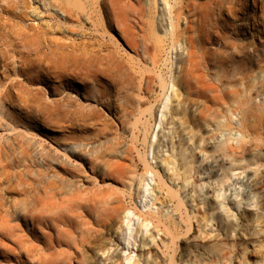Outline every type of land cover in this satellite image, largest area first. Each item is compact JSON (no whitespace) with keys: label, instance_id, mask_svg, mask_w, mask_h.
<instances>
[{"label":"bare ground","instance_id":"bare-ground-1","mask_svg":"<svg viewBox=\"0 0 264 264\" xmlns=\"http://www.w3.org/2000/svg\"><path fill=\"white\" fill-rule=\"evenodd\" d=\"M68 1L71 5L81 2V0ZM104 1L110 6L112 14L120 20L125 13L126 17H129V11L131 14H137L138 16L135 15L137 18L139 15L141 18L144 16L142 9H137L138 5L141 6L140 0ZM163 1L170 13L171 29H167L166 35L169 34L174 40L178 34L175 17L178 18L181 15V5L192 7L196 0H178L179 2L174 0L175 4H171L168 0ZM154 3L157 5L158 0H154ZM243 15V20L249 23V30L250 26L253 30L248 32L251 37L264 33V3L262 1L254 0L253 5L245 10ZM141 18L142 24L144 17ZM128 19L121 21L118 19L119 22H117L126 31H133L136 29L133 23H130L133 20ZM8 20L10 21L3 20V25L0 26L2 27V30L0 29V86L3 84L2 80L8 79L7 71H16V68H20L18 64L20 60L18 61L11 52L16 54L18 43L25 47V43L33 39L21 26L16 25L15 22L13 24L11 18ZM136 20L135 23L138 21ZM137 24L140 25L139 21ZM127 33L138 43L134 44L133 50L142 64L130 63L127 66L110 57L106 63L101 60L102 64L98 70L99 75L110 76V79L117 76L116 88L124 93V97H121V102L119 101L118 104L112 101L113 98L106 96L105 91V96L102 98L87 91L84 80L78 77L80 72L73 69L76 66L83 71L80 67L84 63L80 62V58L85 61L90 55L88 51L81 52L79 50L81 48L76 46L78 42L71 38H67L65 44L64 41H61L63 44H59V39L43 35V39L47 37L45 41L48 39V41L58 42L59 40L58 43L55 42L60 46L64 45L68 71L73 75L76 72L77 76L76 81H72L70 86L80 102L73 105L70 96L61 98L55 108L49 109L51 114L55 113L61 119L56 117L49 119L48 123L37 130H43L45 134L65 132L66 134H63L68 145L67 156L74 163L75 161L77 163V159L80 162L77 165H69L60 160H54L56 166L51 171L46 174H37L35 177L28 169L12 173L11 164L7 159H10L17 151L14 147L18 146V150H22L23 157L27 155V152L21 145L12 144L8 147L0 140V264H115V258L121 252L122 241L124 240V245L129 246L133 234L130 223L131 210L124 206L123 198L133 195L135 184L133 175L136 169L134 150L141 136H144L147 150V153L139 155L146 167L145 175L151 173L156 178L158 191L165 199L167 197L171 200L177 199L178 206L182 204V201L171 183L180 181V186H176L178 189L189 185L188 173L191 161L188 151L195 154L197 151H202L208 154L204 148L216 140L215 135L221 136L228 133L230 136L217 149L219 158L217 161L222 163L223 173L249 170L253 175L252 180L256 181L255 185L259 184L258 180L264 179V165L260 164L257 158L248 159L250 154L258 156L261 151H264V144H262L264 107L261 108L264 102L258 109L257 106H255L256 109L253 107L255 104L252 105L261 96L264 98V70L254 71L252 75L240 73L238 76L237 74L230 83L225 72H222L223 76L221 71L211 70L213 63L223 65L221 57L213 55L210 50L196 47L187 56L179 57V71L175 78L171 74V67L167 69L170 75L165 77V74H159L154 68H150L146 60L149 58L154 63L157 62L158 53L162 49L160 45L162 39L150 43L152 40L149 41V36L143 35L144 32L142 34ZM139 37H141L142 53L138 50ZM38 38L41 39L40 36ZM196 41L198 40L192 39V45H195ZM64 47L62 46L61 49ZM250 48L253 47L250 46ZM165 62L164 65L167 66L173 64L169 58H166ZM16 74L12 77L13 79L7 81L11 86H14L13 83L17 84L13 82L17 79ZM156 85H158V95ZM171 86L173 97L171 99L169 97L163 105L156 107L161 99H165ZM26 90H18L17 99L19 98L27 105L29 100L34 99H29L31 93ZM6 91L1 97L9 100L12 97L11 92L9 89ZM103 100H105V108L115 119L113 123L116 121L118 128L104 119V111L102 115L101 111L98 113L93 109V106L101 105ZM0 103H2L1 100ZM237 114L240 119L236 125L234 116ZM157 124H159L158 127L165 124L167 134L163 136L159 133L157 143H151ZM234 131L241 136L236 143L231 137ZM129 138L131 140H128ZM164 138L168 139L167 143L163 140ZM150 148L155 149L156 167L148 161ZM168 152H170L169 155H167ZM182 170L185 177L180 175ZM125 189H129V192L126 193ZM147 192V189L142 191L145 199ZM4 193L9 194L7 198ZM158 203L162 205L160 199ZM143 222L145 224L140 225L139 228V233L143 235L148 233V227L151 224L157 227L154 234L150 236L151 242H154L156 236L161 233L162 221L159 219L155 222L143 218ZM108 239L110 241H107ZM142 244L145 248L148 246V240L143 238ZM258 256L261 257L262 254L258 253ZM126 264L135 263L127 257Z\"/></svg>","mask_w":264,"mask_h":264},{"label":"rangeland","instance_id":"rangeland-1","mask_svg":"<svg viewBox=\"0 0 264 264\" xmlns=\"http://www.w3.org/2000/svg\"><path fill=\"white\" fill-rule=\"evenodd\" d=\"M140 1L141 6L138 5L137 9L143 11V26L140 21L141 16L137 18L138 15L131 14L129 9L130 18L126 17L125 13L121 20L126 18L133 20L130 23H133L136 29L126 31L118 23L121 21L120 18L112 14L110 6L104 0H81L77 5H71L68 0H0V26L3 25V20L9 22L8 19L11 18L13 24L15 22L16 25L21 26L24 32L33 38L25 43V47L18 43L16 54L11 52L18 61L20 60L18 62L20 68L14 70L17 74L11 70L9 72L12 73L7 71L6 74L10 76L7 75L8 79H13L16 74L17 79L13 82L17 84L13 83L14 86H11L9 82L7 83V79V81L2 80L3 84L0 86L2 102L0 103V140L8 147L12 144L21 145L27 152L23 157L22 150H18V146L14 147L17 151L7 159L11 164L12 173L28 169L35 177L37 174L51 171L56 166L54 160L69 165H77L80 162L77 159V163L76 161L74 163L67 156L65 132L45 134L43 130H37L48 123L49 119L55 117L61 119L57 114L49 112V109H52L50 107L55 108L61 98L70 96L73 105L80 102L70 86L72 81H76V72L73 75L68 71L65 47L59 45L61 41L65 44L67 38L78 42L76 46L81 48L79 49L81 52L88 51L92 55L91 57L89 55L88 60L85 61L80 58V62L84 63L80 67L83 71L76 66L73 67L80 72L78 77L84 80L85 89L87 88V91L98 98L106 94L110 99L113 98L115 104L120 103L121 97H124V93L122 92V95L116 88L117 76L110 79V76L99 75L98 70L102 61L106 63L110 57L127 66L130 63L142 64L133 50L137 42L127 32L141 34L144 32L143 35H148L150 38L148 40H152L150 43L162 39L160 43L162 49L158 53L157 62L154 63L149 58L146 60L150 68H154L159 74H165V77L170 75L167 69L171 67V74L175 78L179 71V57L187 56L196 47L210 50L213 55L221 57L223 65L213 63L211 70L225 72L230 83L237 74L252 75L254 71L264 70V33L251 37L248 32L253 30L251 26L249 30V23L243 20L245 10L253 5L254 0H196V3L192 0L195 4L190 6L194 7L197 4L194 9L182 4L181 9L179 8L182 10L181 15L175 17L178 34L174 40L169 34L166 35L167 29L170 30L171 26L170 13L164 1L158 0L157 5L154 0ZM168 1L175 4L174 0ZM257 1L264 3V0ZM134 18L140 25L137 24V20L135 23ZM0 29L2 30V27ZM43 35L59 39L60 43L57 44L59 40L58 42L55 40L56 43L49 39L54 44L48 39L45 41L47 37L43 39ZM140 39L141 37L138 39L139 43ZM192 39L198 40L195 45H192ZM138 50L142 53L141 43ZM166 58L172 60L173 67L164 65ZM8 89L12 97L9 100L3 99L1 95ZM25 89L31 93L29 99H34L29 100L27 105L17 99L18 90ZM155 89L158 95V85ZM173 95L171 86L165 99H161L156 107L163 105ZM262 97L252 103L255 104L253 105L255 109V106L257 109L262 106L264 102ZM104 102L105 100L97 107L93 106V109L98 113L101 111V114L104 111L105 114H102L104 119L112 124L115 119L105 108ZM263 107L264 104L261 108ZM239 119L240 116L235 115L234 123L236 124ZM158 125L152 135L151 143H157L159 133L163 136L167 134L166 125L162 124L161 127ZM113 126L118 128L116 121ZM228 137H230L228 133L215 135L216 140L204 148L208 154L202 151H197L196 154L188 151L191 161L188 173L189 185L178 189L176 186L180 181L171 183L182 201L180 206L177 199L163 197L156 187V178L151 173L145 175L146 167L139 156L147 153L145 139L144 136L138 138L134 150L136 169L133 175L135 182L133 195L123 198L124 206L131 210L130 223L133 234L129 246L124 245V240L122 241L121 252L117 254L115 264H126L127 257L135 264H264V179L258 180L259 184L255 185L256 181L252 180L253 175L249 170L233 173L221 171L222 163L217 161L219 160L217 149ZM231 137L235 143L241 139L237 131H234ZM163 140L168 142L167 138ZM169 154L170 152L167 153ZM155 157V149L150 148L148 161L154 167L157 166ZM252 158H257V161L264 165V151L258 156H254L253 153L248 156L249 160ZM183 171L180 175L185 177ZM144 189L148 190L146 199L142 196ZM125 192L128 193L129 189H125ZM4 195L7 198L9 194L4 193ZM158 199L162 205L158 203ZM155 204L157 205L154 206ZM143 218L155 222L159 219L162 221L161 233L156 236L154 242H151L152 237H150L157 228L154 225L148 227L147 234L139 233L140 225L145 224ZM143 238L148 240V246L145 248L142 247ZM258 253L262 256L259 257Z\"/></svg>","mask_w":264,"mask_h":264}]
</instances>
